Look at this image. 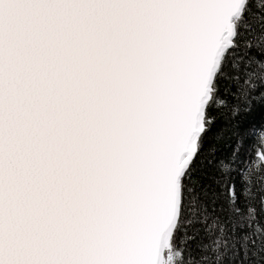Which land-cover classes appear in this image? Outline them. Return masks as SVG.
Returning <instances> with one entry per match:
<instances>
[{"label": "snow or ice", "instance_id": "6c2138e0", "mask_svg": "<svg viewBox=\"0 0 264 264\" xmlns=\"http://www.w3.org/2000/svg\"><path fill=\"white\" fill-rule=\"evenodd\" d=\"M0 264H264V0H0Z\"/></svg>", "mask_w": 264, "mask_h": 264}]
</instances>
